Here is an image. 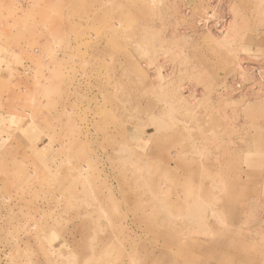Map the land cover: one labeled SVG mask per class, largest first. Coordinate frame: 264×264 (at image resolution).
Listing matches in <instances>:
<instances>
[{"label": "rangeland", "instance_id": "rangeland-1", "mask_svg": "<svg viewBox=\"0 0 264 264\" xmlns=\"http://www.w3.org/2000/svg\"><path fill=\"white\" fill-rule=\"evenodd\" d=\"M0 264H264V0H0Z\"/></svg>", "mask_w": 264, "mask_h": 264}]
</instances>
